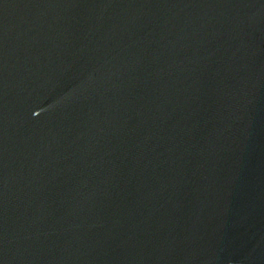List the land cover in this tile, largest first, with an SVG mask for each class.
I'll return each mask as SVG.
<instances>
[{
  "label": "water",
  "instance_id": "water-1",
  "mask_svg": "<svg viewBox=\"0 0 264 264\" xmlns=\"http://www.w3.org/2000/svg\"><path fill=\"white\" fill-rule=\"evenodd\" d=\"M0 264H264V0H0Z\"/></svg>",
  "mask_w": 264,
  "mask_h": 264
}]
</instances>
